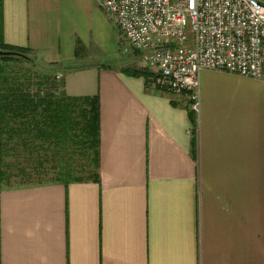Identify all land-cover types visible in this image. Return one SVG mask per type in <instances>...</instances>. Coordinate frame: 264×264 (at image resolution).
<instances>
[{
	"label": "crops",
	"instance_id": "1",
	"mask_svg": "<svg viewBox=\"0 0 264 264\" xmlns=\"http://www.w3.org/2000/svg\"><path fill=\"white\" fill-rule=\"evenodd\" d=\"M113 31L94 0H2L5 44L85 67L64 90L101 138L98 183L0 186V264H264V81L203 71L196 112L127 74L140 53L92 59Z\"/></svg>",
	"mask_w": 264,
	"mask_h": 264
},
{
	"label": "built area",
	"instance_id": "2",
	"mask_svg": "<svg viewBox=\"0 0 264 264\" xmlns=\"http://www.w3.org/2000/svg\"><path fill=\"white\" fill-rule=\"evenodd\" d=\"M94 1L154 74L152 92L186 95L198 112L203 71L264 81V0Z\"/></svg>",
	"mask_w": 264,
	"mask_h": 264
},
{
	"label": "trees",
	"instance_id": "3",
	"mask_svg": "<svg viewBox=\"0 0 264 264\" xmlns=\"http://www.w3.org/2000/svg\"><path fill=\"white\" fill-rule=\"evenodd\" d=\"M0 53V186L14 178L26 186L98 183L99 97H69L64 76L58 78L85 67L42 64L29 50L5 44L2 0ZM15 64H29L41 73L15 74ZM127 72L146 78L148 86V70Z\"/></svg>",
	"mask_w": 264,
	"mask_h": 264
},
{
	"label": "rangeland",
	"instance_id": "4",
	"mask_svg": "<svg viewBox=\"0 0 264 264\" xmlns=\"http://www.w3.org/2000/svg\"><path fill=\"white\" fill-rule=\"evenodd\" d=\"M105 15L110 20V23L112 25V29H114V31L111 32V34L113 35V38H107L106 41L112 42V41L115 40V42H114L113 45L109 44L107 46V51L106 52H93V51H91V55H92L91 58L92 59L96 58L99 61H104V63L106 65H108V66L116 67L118 65V63L116 62L117 58L121 57V54H126L127 53L125 51V49H126L128 44L122 39L121 36H119L118 28L116 26V23L106 13H105ZM111 51H113V53ZM86 54L89 55L90 53L86 50ZM136 59L134 57L133 66H135V64H136V66H138L142 70L141 57L138 58L137 60ZM13 70H14L15 74L21 73L22 75H23V73H26L27 71H31L32 73H35V74L40 72L39 69L31 67L29 64H15ZM133 71H136V70H133ZM149 73H151V71H149ZM21 74H19V75H21ZM153 75L154 74L150 75L149 81L152 79V77H154ZM148 87H150L149 83H148ZM11 160L12 159L9 157L7 159V162H11ZM20 186H26V185L25 184H21L17 178L12 179L10 181V183L7 185V187H9V188H11V187H20Z\"/></svg>",
	"mask_w": 264,
	"mask_h": 264
},
{
	"label": "water",
	"instance_id": "5",
	"mask_svg": "<svg viewBox=\"0 0 264 264\" xmlns=\"http://www.w3.org/2000/svg\"><path fill=\"white\" fill-rule=\"evenodd\" d=\"M2 54L0 53V56H1Z\"/></svg>",
	"mask_w": 264,
	"mask_h": 264
}]
</instances>
